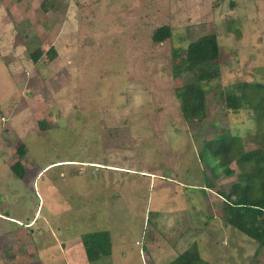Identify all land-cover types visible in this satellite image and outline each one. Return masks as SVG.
I'll list each match as a JSON object with an SVG mask.
<instances>
[{
	"label": "rangeland",
	"instance_id": "rangeland-1",
	"mask_svg": "<svg viewBox=\"0 0 264 264\" xmlns=\"http://www.w3.org/2000/svg\"><path fill=\"white\" fill-rule=\"evenodd\" d=\"M208 34L219 76L187 122L185 50ZM220 135L231 155L264 145V0H0V264H264L223 220ZM94 231L111 254L88 262Z\"/></svg>",
	"mask_w": 264,
	"mask_h": 264
},
{
	"label": "trees",
	"instance_id": "trees-1",
	"mask_svg": "<svg viewBox=\"0 0 264 264\" xmlns=\"http://www.w3.org/2000/svg\"><path fill=\"white\" fill-rule=\"evenodd\" d=\"M170 37L167 26L158 28L152 34L155 43L163 42ZM35 50L30 58L37 63L41 53ZM174 50L173 56L177 55ZM49 59L56 57L53 47L48 50ZM218 45L216 36L208 34L190 43L185 50L187 67L193 70L194 79L178 90L183 117L187 122L203 118L205 91L202 84L218 78ZM242 94L247 95L246 92ZM205 154L212 156L224 168L228 176L233 174L229 165H234L238 174L236 182L231 185L228 193L219 191L217 195L222 198L223 220L232 228L238 230L253 240L259 250H264V145L240 155H231V144L223 135L213 142H205ZM21 150V149H20ZM213 161V163H214ZM12 173L18 179L23 178L24 169L19 163L11 166ZM208 184V183H207ZM212 186L208 184L206 189ZM81 244L88 262L111 254V239L108 231H94L80 236ZM206 264L202 262L194 249L182 252L169 264Z\"/></svg>",
	"mask_w": 264,
	"mask_h": 264
}]
</instances>
